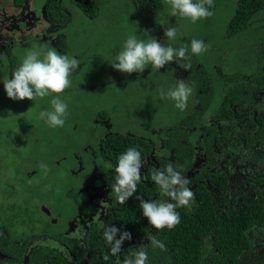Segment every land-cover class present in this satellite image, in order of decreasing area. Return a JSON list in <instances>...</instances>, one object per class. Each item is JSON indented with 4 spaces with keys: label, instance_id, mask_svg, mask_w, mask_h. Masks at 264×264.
I'll use <instances>...</instances> for the list:
<instances>
[{
    "label": "trees",
    "instance_id": "1",
    "mask_svg": "<svg viewBox=\"0 0 264 264\" xmlns=\"http://www.w3.org/2000/svg\"><path fill=\"white\" fill-rule=\"evenodd\" d=\"M209 10L212 12L211 16L193 22L179 13L175 16L170 15L171 6L166 0H46L45 10L42 8L41 12L46 21L52 24V31L43 33L61 34L58 35L60 40L56 43L50 41L52 44H47L45 49H55L59 54L79 60L78 69L71 73L69 80H74L78 75L80 81L77 87L83 92L85 89L88 95L86 98L74 96V93L70 92L75 86L72 85L62 93H51L44 98H37L39 103L31 104V107L40 113L51 106L50 98L59 95L67 104V113L62 127L42 130L39 126L47 123L46 120L40 119V116L32 112L34 117H30V163L39 162V166L44 163L43 159L36 160L31 150L33 148L39 150L40 146L47 150L66 148L76 153L79 158L103 154L104 159L99 160L100 165L108 167L110 173L105 175V183L109 180L106 185L108 190L93 200L102 205L110 199L111 206H115L118 202L111 186L115 183V167L122 153L130 147H135L143 158L148 155L151 146L158 144V137L166 140L165 146L175 150L173 156L161 159L156 168L149 164L143 170L142 166L140 170L142 179L137 184L136 193L124 204H120L115 224L108 218L109 226H115L120 232L128 231L131 234V239L123 242L118 256L111 255L110 246L104 239L103 231L107 225L100 229L91 220V214L96 210L93 205L85 207V212L89 213L90 221L93 222L86 232L75 230L68 239L59 236H57L59 239H52L49 234L55 233L53 229L49 232L43 231L46 226H55V223L48 220V216L41 210L42 206H45L47 211L52 210L53 217H57L59 210L71 212V207L69 200L61 196L58 183L47 175L48 171L45 172L44 168L39 167L45 173L39 181L49 188L46 192V188L37 185L38 175L30 168L32 175L30 199L34 198L40 204L39 207L30 206V223L36 221L46 225L42 229L34 227L27 231L30 234V249L27 251L20 244L11 243V258L0 257V264H119L125 257L141 248L147 252V264H248L244 255L251 249V242L245 232L247 229H252L253 232L257 228L256 224L263 221L260 219L264 212V184L262 185L264 179L259 180L257 176L250 175L247 184L256 187L255 195L246 194L238 205L232 203L234 204L232 207H223L221 199L213 195L215 192L212 188L226 187L227 176L233 172L230 169L233 166L223 162L219 170L214 164V158L219 157L211 150L215 142L212 137L218 138L221 132L213 131L212 135L203 137L205 145L203 155L192 153L197 146L190 143L188 132L183 131V128L188 130L193 116L198 117L196 124L202 123L207 107L217 104L220 89L227 96L215 69V64H223L225 47L238 44L248 57L254 58L263 55L264 44L253 41L251 27L235 14L234 8L228 3L224 6L214 0ZM42 22L39 30L49 27L44 20ZM172 26L177 29L176 38L168 40L164 37V29ZM133 33L138 39L145 41L156 38L159 42L174 47H187L191 66L186 70L180 63L172 62L157 70L149 64L141 73L144 77L137 79L134 86L137 72L124 73L111 66L127 36ZM217 34L219 36H216ZM193 38L203 40L207 51L199 55L191 54L190 41ZM16 68V66L11 68L9 74L12 75ZM231 74L238 77L248 72L245 68ZM144 78L145 80H142ZM179 80H183L192 88L189 98L194 96L198 101V105L193 108L187 102L183 112L174 111L176 117H181L184 113L183 128L175 115L169 118V112L167 113L165 109V106L171 105L167 92ZM119 88L124 89L126 94L122 95V92L118 91ZM248 88L249 83L237 82L233 94L239 98L241 97L239 90ZM110 89L113 93L109 91ZM161 92L164 93L163 97ZM171 101L176 103L172 99ZM161 103L167 123L166 128L160 129V116L157 110ZM224 110L232 118L231 108L225 107ZM83 116L94 120H86ZM231 122H233L231 126H243L236 118ZM87 126L92 128L85 130L84 133L103 132L98 135L99 138L86 142L84 137L76 135L84 133H76L74 130ZM39 132L41 133L38 134ZM174 132L176 136L172 135ZM230 133L229 128L227 135ZM244 133L245 130L241 128L240 134H243L246 140L250 135ZM182 140L185 141L184 144L181 143ZM165 146H161L160 150L166 151ZM238 148L241 153L242 142ZM244 149L254 152L248 142L244 143ZM180 152L186 154L180 156ZM195 156H200L203 160L192 168ZM168 164H172L187 178L189 175L186 172L194 171L193 177H196V182L192 185L189 177L188 185L194 193V199L190 206L176 209L180 215V222L174 228L157 230L143 216L140 201L136 197L144 200L167 199L160 190L152 197L155 189L148 186V183L152 180L153 170L165 169ZM52 166L59 167L55 162H52ZM225 169H228L227 174L222 172ZM54 171L61 170L54 168ZM24 176L28 178L27 174ZM217 178H223V181L214 180ZM258 184H261L263 189L257 187ZM231 185L234 187V184ZM248 189L249 187L246 188ZM247 196L249 197L246 198ZM60 226L62 227V224ZM119 235L120 233L117 234V238ZM150 235L163 242L165 249L154 247L149 240ZM14 237L19 238L22 235L15 233ZM1 239L7 237L3 235ZM60 239L66 245L61 244ZM45 240L51 241L56 248L45 245ZM1 245L0 241V247ZM25 254L26 260L23 263ZM106 256L108 259L104 258Z\"/></svg>",
    "mask_w": 264,
    "mask_h": 264
},
{
    "label": "flooded vegetation",
    "instance_id": "2",
    "mask_svg": "<svg viewBox=\"0 0 264 264\" xmlns=\"http://www.w3.org/2000/svg\"><path fill=\"white\" fill-rule=\"evenodd\" d=\"M46 0H0V81L3 82L7 75H9V70L11 68L18 67L25 57V55L30 51V47L38 51H44L47 44H52L60 40L58 35H49L52 31V24L43 18L45 23L49 25L46 28L40 29V33L37 29L43 24L36 14L41 13V8L45 10ZM222 3L226 6L227 3L234 8L235 14L246 22L250 26H256L258 28L261 38L264 40V0H217V3ZM47 29V30H46ZM44 31H49L48 33H43ZM48 39H50L48 41ZM51 41V42H50ZM33 50V49H32ZM225 54L227 52L225 51ZM264 57V53H263ZM262 57V58H263ZM255 57L252 61H248L251 68L249 74H240L238 77H234L233 74L228 72L227 65L215 64V69L217 70L220 84L223 86L224 90L227 92L223 93L222 89L218 92V102L216 105H209L205 111L204 119L202 123H197L198 117L193 116L190 121L188 130L183 128L182 119L184 113L181 117H176L174 111L183 112V110L178 109L175 103L172 102L170 107L165 106L167 113L169 112L172 118L175 115L177 122L181 123L183 131L188 132L187 137L191 144H194L196 149L192 153L203 154L204 155V143L203 137L205 135H212L214 132H221V135L214 138V143L212 145V151L216 152L219 158H214V164L222 168V163H228L233 166L230 169L233 171L227 176L226 187H214L212 190L221 199L222 206L225 208L232 207L234 204H239L242 202L244 196H254L256 187L247 184V180L250 179V175L257 176L258 179H264V60ZM200 66L202 64L198 63ZM214 66V65H212ZM245 82L249 83L248 89L239 90L240 96L237 97L233 94V88L235 83ZM1 89V84H0ZM249 94V95H248ZM39 101L30 100V107L32 103L37 104ZM174 104V105H173ZM193 108L198 105V101L193 96L188 99V105ZM231 108L232 118L228 112H225L224 108ZM188 111V110H187ZM192 113V111H191ZM84 117V116H83ZM139 117V115L137 116ZM86 120H94L93 118H86ZM236 118L239 124L243 125L241 127L231 126L233 124L232 119ZM167 118L164 115L160 117L159 124L160 129L166 128ZM18 125V122H17ZM231 126V127H230ZM92 127H80L75 129L76 133H84L85 130L91 129ZM230 128L231 133L227 135L228 129ZM245 130L246 135H250L246 140L243 134H240V129ZM100 133H84L76 134L84 137L86 142H91L92 139L99 138ZM172 135L176 136V132ZM196 135L194 138L193 136ZM186 135L184 136V138ZM183 139V138H181ZM158 144L151 146L148 155L142 158L143 170L150 164L154 168L157 167L160 158H167L169 155L173 156L174 148L167 147L164 145L166 140L164 138H157ZM242 142V151L239 152V144ZM248 142L254 149V152L244 149V143ZM181 143H185L184 140ZM161 146H165L167 155L160 156L158 151ZM5 149V147L0 146V151ZM49 150V157L44 160V165H52L55 162L56 166H61L62 172H58L54 180L58 183L61 189V196H65L66 200H69L71 207V212H65L59 210L57 217H53L52 210L47 211L45 206L41 207V210L48 216V220L55 223V226H48L53 229L55 233L51 232L49 236L52 239H59V237H64L68 239L73 231H84L86 232L92 226L93 222L98 225V228H102L109 225L107 220L116 223V214L118 209L121 208L120 204L116 203L115 206H111V200H107L104 204L100 205L95 199L99 194L107 191L106 176L109 175L108 167L105 165H100V160L103 158L101 155H90L88 158H79L78 155L66 148H57ZM201 151V152H200ZM186 153L180 152V156H184ZM54 155L56 158L51 159ZM2 157V156H1ZM0 157V161L2 158ZM100 158V160H99ZM104 159V158H103ZM176 159V157L174 158ZM203 160L200 156H195L192 163V168L198 165L199 161ZM221 172V171H220ZM227 174L228 169L223 170ZM188 179L190 177L191 184L194 185L196 182V177H193L194 171L188 170ZM27 177H30V171L26 173ZM45 179V177L43 178ZM217 182L223 181V178L214 179ZM146 183V181H144ZM154 181H150L148 186H152L155 189V193H152V197H155L156 185ZM234 184V187L231 185ZM264 182L262 183V185ZM258 184L257 187L263 186ZM246 190V188H248ZM58 195V194H57ZM247 196L246 198H248ZM234 203V204H232ZM82 205H84L82 207ZM93 205L96 210L92 212L91 223L89 213L85 212L86 206ZM15 217V216H13ZM9 222L0 220V241L1 245L0 252L4 254L5 258H11V239L9 235L16 231V229L11 230L7 235L4 233L5 223ZM62 224V227L60 226ZM74 224L73 230L69 231L67 228H71ZM60 226V227H59ZM10 227V222L6 228ZM256 229L252 232V229L246 230V236L250 239L251 249L248 254L244 256L247 258L248 264H264V223L256 224ZM20 234V232H17ZM15 234V233H14ZM7 237L1 239L2 236ZM21 238V237H20ZM30 238V234L24 235L21 241ZM30 244V242H28ZM60 243L66 245L61 239ZM25 250V247H24ZM26 256V254L24 255Z\"/></svg>",
    "mask_w": 264,
    "mask_h": 264
},
{
    "label": "clouds",
    "instance_id": "3",
    "mask_svg": "<svg viewBox=\"0 0 264 264\" xmlns=\"http://www.w3.org/2000/svg\"><path fill=\"white\" fill-rule=\"evenodd\" d=\"M166 3L171 6L170 15L175 16L179 13L195 22L212 15L209 9L213 6L214 0H195V2L194 0H166ZM176 33L177 29L174 26L164 29V37L168 40H174ZM190 44L191 54L199 55L207 51L203 40L193 38ZM41 55L42 53L38 50L29 51L21 64L12 72L11 78L3 81L4 90L10 99L35 101L51 93H62L70 87L69 76L78 69L79 60L59 54L55 49H49L43 58ZM172 62L180 63V66L187 70L191 66L189 49L161 43L156 38L145 41L138 39L133 33L127 36L115 61L111 62V66L124 73H142L149 64L152 68L160 70ZM191 93L192 88L183 80H179L173 88L168 90L167 96L176 102L175 106L178 109L184 110ZM161 96H164L163 92ZM51 106V111L40 112V119L46 120L51 127H62L65 123L67 104L59 98V95H56L51 100ZM142 166L141 153L135 147L128 148L119 156L115 167V183L111 186L119 204H124L136 193L137 184L142 179L140 171ZM41 167L45 172L47 171L46 165L41 164ZM151 179L159 186L161 193L167 199L144 200L136 197L140 201L142 214L157 230L174 228L180 222V215L176 209L190 206L194 199V193L188 186L190 181L172 164H168L162 170H153ZM118 233H120L119 238H117ZM20 234L23 238L28 233ZM103 236L113 256H118L123 242L131 239L128 231L120 232L117 227L109 225L104 228ZM21 238H15L13 235L11 243L20 244L27 251L30 249V244H26L30 242V238L23 241ZM149 240L154 247L165 249L163 242L156 240L155 236L150 235ZM0 257H4L1 252ZM104 258L108 259L107 256ZM23 260L24 263L26 259ZM147 262V252L141 248L125 257L119 264H147Z\"/></svg>",
    "mask_w": 264,
    "mask_h": 264
},
{
    "label": "rangeland",
    "instance_id": "4",
    "mask_svg": "<svg viewBox=\"0 0 264 264\" xmlns=\"http://www.w3.org/2000/svg\"><path fill=\"white\" fill-rule=\"evenodd\" d=\"M36 17L39 18L40 21H43L44 16L42 12L40 14H36ZM37 31L40 33L39 28L37 29ZM197 32L198 31H196V33ZM253 41H255L257 44H264V40L261 38V36L258 37V35H255ZM32 49L35 50L34 48ZM47 51L48 49L40 51L42 53L41 58H43V55L46 54ZM262 57L263 55H259L256 58L261 59ZM253 59H255V57H248L242 50H239V53L238 51L233 52L230 61L226 55H224L222 58V60H224L223 64L227 65L228 72H238V70L240 69L247 68L248 74L252 71L251 68L253 67L248 64V61L250 62ZM137 73L138 76L134 79V86L136 85L137 79H141V77H144L141 73ZM77 76L74 80H70V86L75 85L74 88H71L70 92L72 91L74 93V96L86 98L88 92L85 89L83 92L77 87L80 81L79 77ZM10 78L11 75L9 74L4 80ZM142 80H145V78ZM0 84V144L2 147H5V149L0 153V157H3V160L0 161V220L6 221V219H8L10 222V227L8 228H6V226L9 222L7 224L5 223L4 233L6 235L13 229H16L20 233H26L27 231H30L31 228L37 227L42 229L46 225L45 223L42 224L41 222L36 223V221L30 223V206L39 207L40 204H38L37 201L34 200V198L30 199V177L26 178L24 176L27 172L30 171V168H33L38 175L36 177L37 185L46 188V192L49 191V188H47V186L45 185H42L39 181V178L45 175L44 171L39 168L41 167L39 166V162L30 163V117H34V114L40 116V113L36 112L37 109L30 107L29 99H10L4 90L3 82L0 81ZM109 91L113 93L111 89ZM118 91L122 92V95L126 94L124 89L122 90L119 88ZM102 104L103 101H101V105ZM51 110L52 106H48V108H45L44 111ZM32 112L35 113L33 114ZM39 127L42 130H50L54 128L49 126L48 123H42ZM40 133L41 132H39L38 134ZM38 149L39 150H37V148L31 149L33 154L36 156V160H45L49 157V151L45 147L40 146V148ZM158 154L160 156L166 157L167 151L159 150ZM54 157L55 156L52 155L51 159H53ZM161 159L164 158H160L159 162L161 161ZM46 166L48 171L47 175H50L53 178H55L58 173L56 171L53 172L54 168H59L61 170L60 172H62L60 166L53 167L49 164ZM154 185H156V191H159V186L157 184ZM260 220L263 221L259 222ZM260 220L258 221V224H263L264 212L262 213ZM73 226L74 224L71 225V228H67V230L72 231ZM43 231L49 232L52 230L51 228L46 226ZM14 233L17 234V232H13L8 236L9 239L13 238V235H15ZM6 241L7 239L5 240V242ZM28 244L29 243H27L26 245ZM44 244L55 247L49 240H45Z\"/></svg>",
    "mask_w": 264,
    "mask_h": 264
},
{
    "label": "crops",
    "instance_id": "5",
    "mask_svg": "<svg viewBox=\"0 0 264 264\" xmlns=\"http://www.w3.org/2000/svg\"><path fill=\"white\" fill-rule=\"evenodd\" d=\"M250 27H251L252 32H253V33H251V38L254 39L255 35H258V37H260V34H259V31H258V28H257L256 26H250ZM222 33H223V32H222ZM219 35H220V33H219ZM219 35L217 34L216 36H219ZM239 50L244 51L243 48H242L240 45H238V44H233V45H227V46L225 47V50H224L223 52H224V54H225V51L227 52V54H225V55L228 57V59H229V61H230V58H231V56H232V53L235 52V51H238V53H239ZM245 54H246V53H245ZM262 60H264V57L262 58ZM168 101L172 104L171 98H168ZM162 104H163V103L160 104V107H158V110H157V114H158L160 117L163 116Z\"/></svg>",
    "mask_w": 264,
    "mask_h": 264
},
{
    "label": "water",
    "instance_id": "6",
    "mask_svg": "<svg viewBox=\"0 0 264 264\" xmlns=\"http://www.w3.org/2000/svg\"><path fill=\"white\" fill-rule=\"evenodd\" d=\"M41 9H42V8H41ZM25 259H26V257H24V260H25ZM24 260H23V261H24Z\"/></svg>",
    "mask_w": 264,
    "mask_h": 264
}]
</instances>
